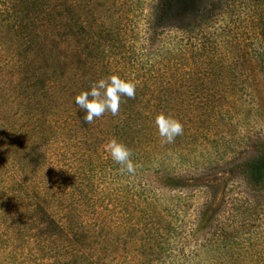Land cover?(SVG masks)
<instances>
[{"label": "trees", "instance_id": "obj_1", "mask_svg": "<svg viewBox=\"0 0 264 264\" xmlns=\"http://www.w3.org/2000/svg\"><path fill=\"white\" fill-rule=\"evenodd\" d=\"M219 2L156 0L146 19L140 0H0V264H264L240 244L260 219L264 138L238 166L251 188L232 218L212 215L204 244L182 225L164 174L212 148V128L229 131ZM239 57L248 76L264 60ZM111 74L137 85L135 99L89 124L75 97ZM161 112L183 124L173 143L155 126ZM112 138L132 150L134 175L105 150Z\"/></svg>", "mask_w": 264, "mask_h": 264}, {"label": "rangeland", "instance_id": "obj_2", "mask_svg": "<svg viewBox=\"0 0 264 264\" xmlns=\"http://www.w3.org/2000/svg\"><path fill=\"white\" fill-rule=\"evenodd\" d=\"M155 2L156 0H140L146 19H149ZM220 2L227 9L224 8L220 13L217 11L212 26L215 34L219 35L217 40L224 37L227 44L221 46L219 42L214 55L230 71L224 85L233 91L223 100L231 103L232 110L222 120L229 131L224 133L223 125L212 128V148L199 147L193 162L188 164L185 155L180 165H168L164 170V174L174 176V184L175 180L177 182L176 185L172 183L171 188L167 187V191L170 196L179 197L182 225L191 231L192 242L196 244L208 242L206 239L212 233V215L217 214L221 218L230 212L229 219L235 215V211H229V208L251 188L239 174L238 166L245 158L257 152L264 138V60L262 63L257 61L248 76L243 69L247 65L242 66V59L239 57L246 54L264 57V0ZM223 32L225 33L222 34ZM173 36L177 34L168 32L165 40ZM200 37L204 38L203 41L208 38L205 31L198 35ZM260 43L263 45L259 46ZM250 136H259V140L253 142L254 139L251 140ZM146 181L155 185L151 175ZM259 218L250 228L252 238L240 244L264 253V199Z\"/></svg>", "mask_w": 264, "mask_h": 264}, {"label": "clouds", "instance_id": "obj_3", "mask_svg": "<svg viewBox=\"0 0 264 264\" xmlns=\"http://www.w3.org/2000/svg\"><path fill=\"white\" fill-rule=\"evenodd\" d=\"M136 87L137 85L132 80L121 78L118 74H111L94 82L90 90L81 91L76 95L75 103L86 111L84 120L91 124L106 112L117 116L120 111L121 98L126 96L129 99H135ZM155 126L158 128L163 143H173L175 138L182 135L184 131L179 119L164 112L155 117ZM104 148L111 159L120 166L119 171L122 175L136 173L139 165L133 161V152L128 146L112 138L104 145Z\"/></svg>", "mask_w": 264, "mask_h": 264}]
</instances>
